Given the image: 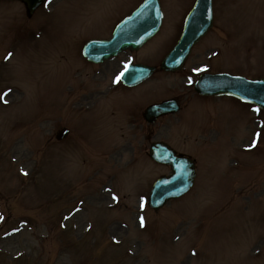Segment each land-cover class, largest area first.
<instances>
[{
    "label": "rangeland",
    "instance_id": "1",
    "mask_svg": "<svg viewBox=\"0 0 264 264\" xmlns=\"http://www.w3.org/2000/svg\"><path fill=\"white\" fill-rule=\"evenodd\" d=\"M160 1L153 38L91 64L84 42L141 0H46L31 16L0 0V264H264V112L192 90L202 70L264 76V0H212L213 26L184 67L127 88L123 66L157 65L194 2ZM169 97L180 111L145 123L144 108ZM159 139L197 176L153 212L149 188L168 172L147 154Z\"/></svg>",
    "mask_w": 264,
    "mask_h": 264
},
{
    "label": "water",
    "instance_id": "2",
    "mask_svg": "<svg viewBox=\"0 0 264 264\" xmlns=\"http://www.w3.org/2000/svg\"><path fill=\"white\" fill-rule=\"evenodd\" d=\"M24 1L31 13L42 0ZM161 18L162 12L158 0H144L116 26L109 39L89 40L83 46L82 53L87 60L97 63L127 48L138 49L158 30ZM211 24V0H196L185 19L178 41L163 58L160 67L166 71L180 69L192 45L206 33ZM153 71L152 66L129 64L121 73L120 79L125 85L131 86L147 78ZM194 89L201 94L229 93L254 102L264 109V78L247 79L241 75L227 73H204L195 82ZM177 110L178 105L174 100H166L147 107L144 117L153 122L157 116ZM67 132V129H63L58 133L57 138L64 137ZM149 152L157 162L169 164L172 171L170 175L156 179L151 188L149 205L157 210L169 199L185 193L193 183L195 172L193 162L189 158L176 155L164 142H153Z\"/></svg>",
    "mask_w": 264,
    "mask_h": 264
},
{
    "label": "snow or ice",
    "instance_id": "3",
    "mask_svg": "<svg viewBox=\"0 0 264 264\" xmlns=\"http://www.w3.org/2000/svg\"><path fill=\"white\" fill-rule=\"evenodd\" d=\"M199 69H197V71H198ZM141 223L143 224V217H141Z\"/></svg>",
    "mask_w": 264,
    "mask_h": 264
}]
</instances>
